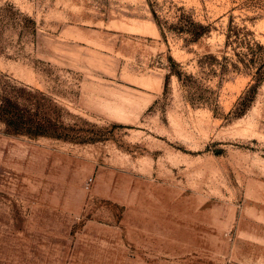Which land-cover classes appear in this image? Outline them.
Instances as JSON below:
<instances>
[{"label": "rangeland", "instance_id": "374dc122", "mask_svg": "<svg viewBox=\"0 0 264 264\" xmlns=\"http://www.w3.org/2000/svg\"><path fill=\"white\" fill-rule=\"evenodd\" d=\"M0 264H264V0H0Z\"/></svg>", "mask_w": 264, "mask_h": 264}, {"label": "trees", "instance_id": "16d2710c", "mask_svg": "<svg viewBox=\"0 0 264 264\" xmlns=\"http://www.w3.org/2000/svg\"><path fill=\"white\" fill-rule=\"evenodd\" d=\"M182 19H183L185 22H183V24H180V25L178 26V29H185L186 31H188L189 34H190V38H191V40L198 38V36L202 33V31H203V29H204V26L201 25V24H199V23H195V22H193L192 20H190V21L187 20V21H186V18H184L183 15H182V16H179V23H181L180 21H181ZM156 21H157V23H158L159 25H161V21H160L159 19H156ZM160 29H161V28H160ZM161 30H162V29H161Z\"/></svg>", "mask_w": 264, "mask_h": 264}]
</instances>
